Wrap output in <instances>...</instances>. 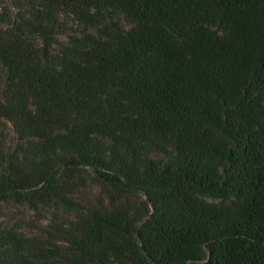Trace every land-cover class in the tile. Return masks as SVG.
I'll return each instance as SVG.
<instances>
[{"label": "trees", "instance_id": "obj_1", "mask_svg": "<svg viewBox=\"0 0 264 264\" xmlns=\"http://www.w3.org/2000/svg\"><path fill=\"white\" fill-rule=\"evenodd\" d=\"M9 1L0 264H264V0Z\"/></svg>", "mask_w": 264, "mask_h": 264}, {"label": "rangeland", "instance_id": "obj_2", "mask_svg": "<svg viewBox=\"0 0 264 264\" xmlns=\"http://www.w3.org/2000/svg\"><path fill=\"white\" fill-rule=\"evenodd\" d=\"M9 3V0H4ZM60 39L64 37L60 36ZM13 134L9 123L0 118V142L6 147L8 143H12ZM95 191H97L95 189ZM93 194L94 191L90 190ZM41 218L36 215L32 210H26L13 204L0 203V224L7 225L24 231L26 234L34 232L35 226L44 225L48 220H40Z\"/></svg>", "mask_w": 264, "mask_h": 264}]
</instances>
